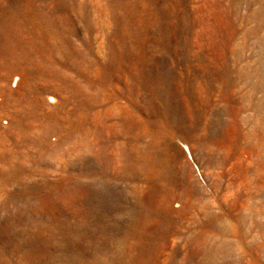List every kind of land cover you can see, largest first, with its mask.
<instances>
[{
	"label": "rangeland",
	"instance_id": "rangeland-1",
	"mask_svg": "<svg viewBox=\"0 0 264 264\" xmlns=\"http://www.w3.org/2000/svg\"><path fill=\"white\" fill-rule=\"evenodd\" d=\"M0 264H264V0H0Z\"/></svg>",
	"mask_w": 264,
	"mask_h": 264
}]
</instances>
